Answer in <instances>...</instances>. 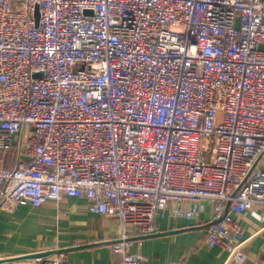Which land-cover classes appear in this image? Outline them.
I'll return each mask as SVG.
<instances>
[{"label":"built area","instance_id":"1","mask_svg":"<svg viewBox=\"0 0 264 264\" xmlns=\"http://www.w3.org/2000/svg\"><path fill=\"white\" fill-rule=\"evenodd\" d=\"M263 46L264 0H0V211L85 199L118 219L119 264H153L131 249L159 214L198 221L209 201L205 244L245 264Z\"/></svg>","mask_w":264,"mask_h":264},{"label":"crops","instance_id":"2","mask_svg":"<svg viewBox=\"0 0 264 264\" xmlns=\"http://www.w3.org/2000/svg\"><path fill=\"white\" fill-rule=\"evenodd\" d=\"M198 221L159 214L157 233L134 243L132 252L147 256L153 264H222L227 251L205 244L206 223L214 220V205L205 201ZM250 238L245 264H264V223L250 212L233 215ZM117 218L88 210L87 201L66 197L39 207L19 205L13 212L0 211V264H42L46 257L62 256L61 264H119L112 252L118 237ZM54 252L34 259V253Z\"/></svg>","mask_w":264,"mask_h":264},{"label":"water","instance_id":"3","mask_svg":"<svg viewBox=\"0 0 264 264\" xmlns=\"http://www.w3.org/2000/svg\"><path fill=\"white\" fill-rule=\"evenodd\" d=\"M54 252H43V253H34V254H28L25 256H21L20 259H34L38 257H44L50 254H53Z\"/></svg>","mask_w":264,"mask_h":264},{"label":"rangeland","instance_id":"4","mask_svg":"<svg viewBox=\"0 0 264 264\" xmlns=\"http://www.w3.org/2000/svg\"><path fill=\"white\" fill-rule=\"evenodd\" d=\"M264 47V46H263Z\"/></svg>","mask_w":264,"mask_h":264}]
</instances>
